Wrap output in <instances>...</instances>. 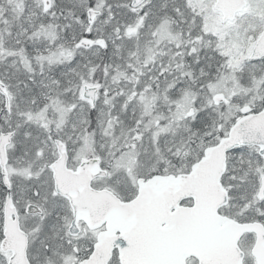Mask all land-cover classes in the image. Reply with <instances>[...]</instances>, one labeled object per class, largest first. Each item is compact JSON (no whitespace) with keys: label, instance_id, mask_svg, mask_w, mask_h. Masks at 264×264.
I'll return each instance as SVG.
<instances>
[{"label":"snow or ice","instance_id":"snow-or-ice-1","mask_svg":"<svg viewBox=\"0 0 264 264\" xmlns=\"http://www.w3.org/2000/svg\"><path fill=\"white\" fill-rule=\"evenodd\" d=\"M0 264H264V0H0Z\"/></svg>","mask_w":264,"mask_h":264}]
</instances>
